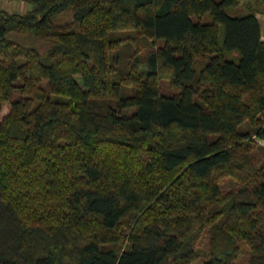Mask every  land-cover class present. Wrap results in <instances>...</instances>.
<instances>
[{
    "label": "trees",
    "instance_id": "trees-1",
    "mask_svg": "<svg viewBox=\"0 0 264 264\" xmlns=\"http://www.w3.org/2000/svg\"><path fill=\"white\" fill-rule=\"evenodd\" d=\"M5 1L0 264H264V0Z\"/></svg>",
    "mask_w": 264,
    "mask_h": 264
},
{
    "label": "rangeland",
    "instance_id": "rangeland-1",
    "mask_svg": "<svg viewBox=\"0 0 264 264\" xmlns=\"http://www.w3.org/2000/svg\"><path fill=\"white\" fill-rule=\"evenodd\" d=\"M0 9L7 11V12H15V13H24L27 10L31 9V6L24 3H19L15 1H5L0 0ZM231 14V12H229ZM209 20V16H205L203 18L204 22ZM261 21L262 18L260 19ZM71 21V14L68 12L62 16H60L59 22ZM223 36V28L221 27V37ZM160 92L163 94L171 93L173 90L169 85V82L165 79L160 80L159 83ZM242 130H250L251 128L244 124L241 126ZM252 132V131H251ZM252 150L251 153L254 156L256 164H259L264 161V139H261L252 133ZM235 185V181L231 177H223L219 180V186L221 190L225 191L232 188ZM204 243V242H203ZM249 260V252L245 246H242L240 249L239 256L237 257L234 264H247ZM196 264H202L198 262Z\"/></svg>",
    "mask_w": 264,
    "mask_h": 264
},
{
    "label": "crops",
    "instance_id": "crops-1",
    "mask_svg": "<svg viewBox=\"0 0 264 264\" xmlns=\"http://www.w3.org/2000/svg\"><path fill=\"white\" fill-rule=\"evenodd\" d=\"M261 18L263 21L260 20ZM259 23L261 28L262 39L264 40V16L259 17Z\"/></svg>",
    "mask_w": 264,
    "mask_h": 264
}]
</instances>
